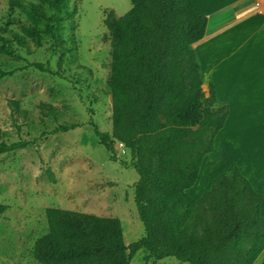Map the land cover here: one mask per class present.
<instances>
[{
    "label": "trees",
    "instance_id": "16d2710c",
    "mask_svg": "<svg viewBox=\"0 0 264 264\" xmlns=\"http://www.w3.org/2000/svg\"><path fill=\"white\" fill-rule=\"evenodd\" d=\"M130 3L124 14L109 10L103 19L111 37L112 131L93 130L113 159L116 141L130 153L145 235L126 245L118 218L48 207V230L35 240L32 255L40 264H130L143 249L145 262L172 256L191 264H253L264 249V193L235 162L213 177L197 202L187 192L227 115L225 105H214L213 86L205 98L193 48L207 16L192 0ZM27 5L44 14L43 6ZM25 33L32 36L35 28ZM0 52L11 54L2 45Z\"/></svg>",
    "mask_w": 264,
    "mask_h": 264
},
{
    "label": "rangeland",
    "instance_id": "374dc122",
    "mask_svg": "<svg viewBox=\"0 0 264 264\" xmlns=\"http://www.w3.org/2000/svg\"><path fill=\"white\" fill-rule=\"evenodd\" d=\"M22 1L0 0V45L11 51L0 52V264H40L32 250L48 230V207L118 218L124 243L137 241L145 228L130 153L116 141L113 159L93 130L112 131L111 37L103 19L109 10L127 12L130 0ZM200 165L195 196L221 163L215 158L198 183ZM145 255L138 250L130 264H191L172 256L145 262ZM253 264H264V249Z\"/></svg>",
    "mask_w": 264,
    "mask_h": 264
},
{
    "label": "crops",
    "instance_id": "0c3cea01",
    "mask_svg": "<svg viewBox=\"0 0 264 264\" xmlns=\"http://www.w3.org/2000/svg\"><path fill=\"white\" fill-rule=\"evenodd\" d=\"M192 4L207 16L204 36L193 43L205 98L211 97L209 87L213 86L216 104L225 105L227 115L214 136L213 150L201 161L202 169L215 158L221 166L195 196L192 189L200 168L187 192L197 202L210 188L212 177L235 162L253 188L264 193V182L255 173L257 166L264 168V9L255 0H192Z\"/></svg>",
    "mask_w": 264,
    "mask_h": 264
},
{
    "label": "bare ground",
    "instance_id": "6f19581e",
    "mask_svg": "<svg viewBox=\"0 0 264 264\" xmlns=\"http://www.w3.org/2000/svg\"><path fill=\"white\" fill-rule=\"evenodd\" d=\"M254 157H255V156H254ZM256 158H257V157H256ZM253 159H254V158H253ZM255 161H256V160H255ZM255 161H254V162H255ZM259 162H260V161H258V163H259ZM256 163H257V162H256ZM260 164H262V163H260ZM208 165H209V163L207 164V162H206V164L204 165V168L202 169V174H201V177H200V179H199V183L201 182L200 180H202V177L204 176V174H206V173H205V170L207 169ZM258 165H259V164H258ZM263 165H264V164H262V166H263ZM254 167H255V165H254ZM257 167L260 169L261 166L259 165V166H257ZM257 167H256V168H257ZM258 168H257L258 173H260L259 171H261V170L264 169V168H263V169L261 168V170H259ZM263 172H264V170H263ZM259 175H260V174H259ZM261 175H264V173H262V171H261ZM261 175H260V176H261ZM261 178H264V176L261 177ZM205 183H206V181H205ZM201 184H202V183H201ZM198 186H199V185H198Z\"/></svg>",
    "mask_w": 264,
    "mask_h": 264
},
{
    "label": "built area",
    "instance_id": "2783aa9c",
    "mask_svg": "<svg viewBox=\"0 0 264 264\" xmlns=\"http://www.w3.org/2000/svg\"><path fill=\"white\" fill-rule=\"evenodd\" d=\"M255 3L257 6H259L261 9H264V0H255ZM118 142V141H117ZM118 144L121 146V148L125 149V145L121 142H118Z\"/></svg>",
    "mask_w": 264,
    "mask_h": 264
}]
</instances>
